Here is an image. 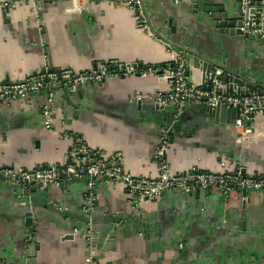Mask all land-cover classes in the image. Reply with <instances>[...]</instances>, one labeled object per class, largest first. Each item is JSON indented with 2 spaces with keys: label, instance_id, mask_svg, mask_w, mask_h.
I'll return each instance as SVG.
<instances>
[{
  "label": "crops",
  "instance_id": "crops-1",
  "mask_svg": "<svg viewBox=\"0 0 264 264\" xmlns=\"http://www.w3.org/2000/svg\"><path fill=\"white\" fill-rule=\"evenodd\" d=\"M213 1L224 5L234 2ZM151 3L155 23L161 29L167 16L179 25L190 22V33L197 41L213 46L214 51L229 52V61L239 63L242 41L226 36L225 47H219L210 26L197 21L191 12L194 0ZM39 6L36 13L30 3L22 4L12 9L7 18L0 9V79H22L41 69L46 61L56 68L80 71L95 69L105 62L164 65L171 59L160 40L138 26L134 9L126 4L82 1L76 5L72 0H60L40 1ZM84 9L95 19L88 27L79 18ZM74 26L82 30L76 32ZM258 49L264 53L263 48ZM257 60L263 68L259 54ZM190 75L200 80L202 72L192 69ZM168 87L167 81L151 74H115L101 86L88 89L84 97L58 94L62 117L56 118L54 124L81 135L95 147L121 151L127 171L153 176L158 173L154 150L163 128L137 115L132 108L133 98L137 92L154 93ZM183 126L168 152L175 171L193 165L219 170L224 158L231 164L241 159L240 165L248 174L264 173V116L255 119L252 133L246 135L234 125L213 123L199 127L191 114L183 118ZM71 145L70 137H59L45 127L37 98L27 103H0V166L62 164L68 159ZM85 192L81 182L67 189L51 187L48 201L53 206L77 210ZM248 195L249 200L243 191H236L225 206L215 191H202L199 198L166 194L158 201L141 205L142 213L154 223L149 235L122 226L111 239L109 228L100 223L90 245L83 234L73 233L67 220L41 205L31 208L37 220L27 226L26 204L17 201L14 193L1 192L0 264H264V244L261 242L259 253L251 232L252 228H264V192ZM129 197L123 185L100 187L101 208L117 215L131 211ZM238 221H245L247 231Z\"/></svg>",
  "mask_w": 264,
  "mask_h": 264
},
{
  "label": "built area",
  "instance_id": "built-area-1",
  "mask_svg": "<svg viewBox=\"0 0 264 264\" xmlns=\"http://www.w3.org/2000/svg\"><path fill=\"white\" fill-rule=\"evenodd\" d=\"M41 0H0L3 7L15 8L21 4L30 2L33 9L39 13ZM76 5L82 1H107L112 3L126 4L138 13L139 27L146 29L150 34L148 25L138 1L135 0H72ZM181 0H175L180 3ZM264 6V0H261ZM252 0H241V9L248 16L251 9L260 6L251 5ZM256 17L255 14H252ZM246 27L253 26L251 32L264 38V17H261L259 28H256L255 21L246 22ZM246 30L245 28H243ZM247 31V30H246ZM171 59L164 65L131 63L124 65L117 64L113 67L112 62L101 64L96 69L76 71L71 67L59 68L48 71V67L34 71L19 80L0 79V103L10 101H21L27 103L31 98L38 99L45 127L59 137H70L72 145L68 159L62 164H43L33 168L15 166L13 164L0 166V185L15 187L17 199L24 204V190L30 188H64L81 182L85 184L86 192L84 200L88 206L99 200V191L102 184L123 185L130 194V203L136 212L146 201H158L166 194H187L192 195L198 189L212 193L215 191L223 200L226 206L230 197L236 191L247 190L249 192H264L263 174H243L244 167L241 162L231 164L221 158L219 170H203L198 165H193L184 171H175L169 160L168 152L171 149L170 135L168 130L162 129L154 150V159L158 165V173L153 176L135 175L124 166V155L121 151L108 152L95 147L79 134L56 128L54 120L62 117V111L57 101V88L61 93L64 89L76 91L83 89V94L91 87L98 86L112 75H129L138 73L142 76L155 75L161 80L169 83V87L163 91L154 93L137 92L133 102H146L164 107L205 105L215 107L226 105L234 109L240 108V115L234 123L235 128L241 129L243 134L252 133V124L257 117L264 116V93H253L246 95L230 91L227 84L219 78L220 71L210 73L200 80L193 79L190 75L192 67L188 61L179 53L169 49ZM112 67V68H111ZM85 90V91H84ZM67 182H71L66 184ZM67 186H66V185ZM66 186V187H65ZM212 191V192H210ZM249 200L250 196H244ZM122 213H114L120 216ZM123 225L124 223H118ZM74 234H83L88 244L92 245L94 232L83 233L80 229H74ZM182 247V246H181ZM91 260V259H90Z\"/></svg>",
  "mask_w": 264,
  "mask_h": 264
},
{
  "label": "water",
  "instance_id": "water-1",
  "mask_svg": "<svg viewBox=\"0 0 264 264\" xmlns=\"http://www.w3.org/2000/svg\"><path fill=\"white\" fill-rule=\"evenodd\" d=\"M43 1L53 2L60 0H41V3ZM135 1L139 2L137 6L140 7L143 12L144 20L148 25L151 35L158 38L160 43H162L167 50L172 49L176 53L181 54L188 61L192 69L202 72V77L220 71L218 78L224 84L228 85L230 91L239 94L244 93L246 95L264 93V67L261 68L259 67L260 64H257V54H259L261 58H263L262 64L264 66V53L260 52L258 49L259 47L264 49V38L259 35H254L251 32L253 26L249 25L246 27L245 25L246 22L252 23L255 21L257 24L256 28H259L261 17H264V6L262 5L261 0H252L251 5H257L260 7L257 9H251V14H249V16L242 11L240 5L241 0H234L233 3H230L227 0L229 4L226 5H224V3H216L213 0H194L195 3L191 7V12L198 18L197 21L210 26L211 36L216 39L219 47H225L224 43L226 36L232 39H240L242 41L244 48L239 54L240 61L238 64H233L229 61V52L214 51L213 46H206L197 41L195 39L196 36L191 35L190 33L189 29L192 25L190 22L187 23L186 21H183V24L179 25L173 18L167 16L166 19H164L165 27L161 29L155 23V12L152 11L150 7L152 0ZM83 2L89 4L98 1ZM29 3L30 2L24 4ZM72 3L75 4L73 1ZM30 4L34 7L32 3ZM0 9L4 14V17L7 18V15L14 8L3 7L0 5ZM135 14L138 22V13H136V11ZM252 14H255L256 17ZM79 18H82L87 27L91 26L95 21V19L91 17V13L87 12L85 9L80 13ZM189 19L190 18H188V20ZM138 24H141V26L143 25L142 22H138ZM74 29L76 32L77 30L79 32L82 30L77 26H74ZM248 53H250V55H248ZM106 63L110 62H105L103 64ZM112 64L113 67H116L118 63L112 62ZM44 65L48 67V71L50 72L56 70L60 73L59 68H62L53 67L50 61H46ZM44 65L40 68H43ZM97 67H95V69ZM121 69H125V66L121 65ZM103 83L104 82L99 83L98 86H101ZM83 89H78L76 91L64 89L63 94L64 96H67V98H70V95L84 97ZM55 91H57L58 95L62 90L57 88ZM132 108L135 113L141 118H144L146 122L154 123L158 128L168 130L171 144L176 142L175 137L180 130V127H184L183 118L186 115L191 114L196 120V125L199 127L213 123H234V120L240 115V108L234 109L232 107H227L226 105L211 107L197 104L193 106H183L179 109L178 106L164 107L156 104H148L146 102H138L135 103ZM239 161L241 162V159ZM242 172L243 174H246L247 169L244 168ZM69 183L71 182H67L66 184ZM16 191L15 187L0 185V193H14L16 195V200L19 201L17 199L18 195ZM49 193L50 188L48 187L43 189L28 187L24 190L23 195L25 197H23V200L24 204H26L25 208L27 210L24 213L27 217V226L34 225L37 220L35 217L36 214L34 211H31V208L41 205L51 213L57 214L58 217L63 218L64 221L67 220V223L71 226V230L80 229L83 233L89 234L92 229L94 232L93 238L98 234L97 230L100 223L105 224L106 227L109 228L110 233L108 236L111 239L116 236L117 229L122 226H124V228L134 229L140 234L144 233L146 236L149 235L148 232L153 228L154 223H152V220H150L149 217L148 219L145 217L141 208L138 209L137 212L132 208L128 213H122L120 216H116L114 213L108 211V209L101 208L99 200L94 201L92 206H88L83 197L78 209L75 210L72 207L63 208L62 206L55 204L53 206L48 201ZM201 194L202 191L198 189L192 195H196V198H199ZM247 194L248 191L244 190L243 196H246ZM121 222L124 224L119 226L118 223ZM238 224L242 227L241 229L243 231H247L245 221H238ZM251 232L256 238L257 250L261 253V242L264 244V228L261 230L252 228Z\"/></svg>",
  "mask_w": 264,
  "mask_h": 264
}]
</instances>
